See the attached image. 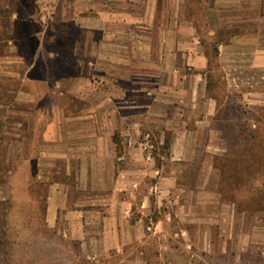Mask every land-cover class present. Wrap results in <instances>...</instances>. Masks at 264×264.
Here are the masks:
<instances>
[{"label": "rangeland", "instance_id": "rangeland-1", "mask_svg": "<svg viewBox=\"0 0 264 264\" xmlns=\"http://www.w3.org/2000/svg\"><path fill=\"white\" fill-rule=\"evenodd\" d=\"M71 3L0 0V264H264V67L253 50L219 56L223 35L240 32L235 22L223 31L222 16L243 9L161 0L169 64L178 60L183 78L165 72L168 100L144 122L117 119L140 92L114 79L110 57L98 69ZM179 27L184 55L175 57ZM199 50L207 95L194 101L199 77L186 53ZM209 96L217 111L199 123ZM176 138L187 150L173 151ZM113 216L128 234L105 248Z\"/></svg>", "mask_w": 264, "mask_h": 264}, {"label": "crops", "instance_id": "crops-1", "mask_svg": "<svg viewBox=\"0 0 264 264\" xmlns=\"http://www.w3.org/2000/svg\"><path fill=\"white\" fill-rule=\"evenodd\" d=\"M48 1V0H47ZM50 1V0H49ZM56 1V0H54ZM60 1V0H58ZM76 9H79V13L72 17L76 23L81 27L80 40H95L96 42V56L97 64L101 66L98 68L101 72L106 70L107 60L110 59L112 74L115 75L114 79L121 82L125 80L133 81V87L139 91V95L135 97L129 103V110L126 114H122L120 107L118 108L117 119L132 118V120H146L151 118V115H160V110L155 105L161 102H167L168 99L161 98L160 93L167 88L163 84L162 77L167 71L175 72V76L180 73L179 80L183 78V69L175 59L176 63L169 64V54L166 50L165 42L168 37L167 28V13L166 5L161 3V0H71ZM224 6V10L229 12L233 9V6H239L238 9L244 11V13H237L232 16L224 14L223 19V31H227V28L231 26L230 22H235L239 28V33L224 34L219 44V56L221 61L225 59L235 60V56L239 51H244L246 55H250L254 58L255 66L259 68L264 67V12H260L263 8L264 0H221ZM159 2V3H158ZM242 3V5L240 4ZM250 3L256 11L259 7V13L246 14L245 5ZM232 4V5H231ZM230 6V7H229ZM242 6V7H241ZM163 7V8H162ZM257 8V9H256ZM163 10L164 20L161 22V18H157L161 15ZM240 11V12H242ZM253 23L254 29L245 28L240 24ZM183 25V20H181ZM244 30V31H242ZM177 32V33H176ZM175 32V57L178 55H184L182 46H179L184 40L182 34V28H177ZM158 41L157 47L153 46L152 41ZM153 50H155L153 52ZM157 52L159 54L158 60L153 58V54ZM244 54V55H245ZM186 56H190L187 65H192V69L195 70V75L199 77V81L193 84L191 91L192 100L205 97L207 91V83L202 82V73L209 67V58L204 51H196V53L187 52ZM101 58V59H100ZM154 59V61H153ZM109 64V63H108ZM233 66L230 62H227V67ZM178 79V77H177ZM152 81L154 83L152 84ZM175 91L183 93V86L172 88ZM177 90V91H176ZM177 105L183 104V100H176ZM119 103V101H118ZM131 104V106H130ZM178 107V106H177ZM130 109H133L132 112ZM207 112L198 118L199 123H205L207 120H211L213 115L217 111V100L213 96L207 98ZM122 114V115H121ZM162 114V113H161ZM180 112L173 111L171 117ZM185 119H188L187 117ZM135 120V121H136ZM46 129V128H45ZM129 129L126 133H129ZM47 134V133H46ZM184 135H187V130ZM177 141L173 144L172 148L174 152H182L187 150V147L181 148V138H176ZM177 158V157H176ZM181 160V155L178 156ZM174 175L167 174L164 176L166 181L173 179ZM120 218V220H119ZM50 225L55 224V218L49 217ZM54 221V222H53ZM121 216H113L107 219L104 226L105 233V248L108 246L114 247L120 239L127 237L123 235V229L121 226ZM155 231L159 226H154ZM108 238L111 240L108 242ZM121 244V243H120Z\"/></svg>", "mask_w": 264, "mask_h": 264}, {"label": "built area", "instance_id": "built-area-1", "mask_svg": "<svg viewBox=\"0 0 264 264\" xmlns=\"http://www.w3.org/2000/svg\"><path fill=\"white\" fill-rule=\"evenodd\" d=\"M148 147H152V145H148Z\"/></svg>", "mask_w": 264, "mask_h": 264}, {"label": "trees", "instance_id": "trees-1", "mask_svg": "<svg viewBox=\"0 0 264 264\" xmlns=\"http://www.w3.org/2000/svg\"><path fill=\"white\" fill-rule=\"evenodd\" d=\"M72 264H75V263H72Z\"/></svg>", "mask_w": 264, "mask_h": 264}]
</instances>
